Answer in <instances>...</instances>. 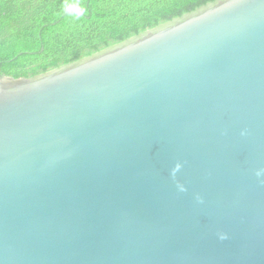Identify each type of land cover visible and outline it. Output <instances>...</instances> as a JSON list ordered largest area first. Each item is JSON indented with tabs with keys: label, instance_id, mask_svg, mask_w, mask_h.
<instances>
[{
	"label": "water",
	"instance_id": "obj_1",
	"mask_svg": "<svg viewBox=\"0 0 264 264\" xmlns=\"http://www.w3.org/2000/svg\"><path fill=\"white\" fill-rule=\"evenodd\" d=\"M258 169L264 0L0 76V264H264Z\"/></svg>",
	"mask_w": 264,
	"mask_h": 264
},
{
	"label": "trees",
	"instance_id": "obj_2",
	"mask_svg": "<svg viewBox=\"0 0 264 264\" xmlns=\"http://www.w3.org/2000/svg\"><path fill=\"white\" fill-rule=\"evenodd\" d=\"M217 0H80L88 15L63 13L64 0H0V76L29 79L75 63Z\"/></svg>",
	"mask_w": 264,
	"mask_h": 264
},
{
	"label": "clouds",
	"instance_id": "obj_3",
	"mask_svg": "<svg viewBox=\"0 0 264 264\" xmlns=\"http://www.w3.org/2000/svg\"><path fill=\"white\" fill-rule=\"evenodd\" d=\"M62 10L66 16L76 21L83 20L88 15V7L83 3H81L80 0H64V3L62 5ZM246 134H247V130L241 131L242 136ZM179 167L180 165L176 166V168L173 170L174 173L175 171H179ZM256 176L257 177L264 176V169H258L256 171ZM178 190L184 192L187 189L183 186H178ZM225 238L226 236H221V239H225Z\"/></svg>",
	"mask_w": 264,
	"mask_h": 264
}]
</instances>
